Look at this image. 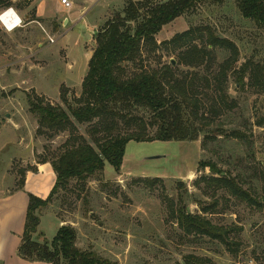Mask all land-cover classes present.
<instances>
[{
    "label": "rangeland",
    "instance_id": "374dc122",
    "mask_svg": "<svg viewBox=\"0 0 264 264\" xmlns=\"http://www.w3.org/2000/svg\"><path fill=\"white\" fill-rule=\"evenodd\" d=\"M73 1L77 6L64 10L61 0H0V15L12 9L23 21L11 32L0 23V200L18 192L23 172L60 154L68 139V134L53 141L37 135L38 119L30 112L28 97H39L46 105L64 109L65 98L74 104L95 48L97 33L89 29L103 26L112 10L122 12L124 0ZM206 29L239 48L238 68L249 60L264 64V29L244 20L235 1L228 0L222 6L199 7L164 27L156 37L160 48L144 46L136 68L150 72L172 66L178 81L187 78L210 97L205 78L212 83L229 53L209 49V59L197 68L185 55L188 49L167 44L191 30L192 44L204 49L206 43L198 37L200 33L208 36ZM228 86L238 108L224 113L221 136L206 141L205 147L204 135L198 142H130L119 175L106 164L104 173L85 187L72 182L66 190H59L39 211L41 223L34 241L50 244L61 226L71 225L77 231L78 249L94 252L111 264H264L263 210L218 192L216 214L206 218L232 230L231 239L239 245L234 255L219 242L186 234L172 215L180 197L187 211L195 215L216 199L212 192H203L204 185L201 190L194 187L202 175H210L208 170L198 172L201 161L215 162L234 174L247 165L264 163V129L255 126L264 117V92L240 88L232 73ZM204 101L207 104V97ZM217 126L210 129L215 131ZM77 128L78 134L90 141L87 126ZM236 130L253 143L255 159L249 160L247 143L231 137ZM258 187L261 191L264 182Z\"/></svg>",
    "mask_w": 264,
    "mask_h": 264
},
{
    "label": "trees",
    "instance_id": "16d2710c",
    "mask_svg": "<svg viewBox=\"0 0 264 264\" xmlns=\"http://www.w3.org/2000/svg\"><path fill=\"white\" fill-rule=\"evenodd\" d=\"M164 1L126 0L122 12L115 13L98 31L81 95L74 104L65 98L67 107L64 109L46 105L39 97H28L30 112L38 119L37 135L53 141L61 134H68V139L60 154L44 158L39 163L51 165L56 183L45 200L29 195L25 229L18 249L20 259L47 264H111L94 252L78 249L77 231L71 225L61 226L50 244L34 241L41 223L39 211L51 203L59 190H66L72 182L85 187L104 173L106 164L119 175L130 142H198L204 135L202 144L205 147L206 141H214L217 135L221 136L224 133L221 129L224 113L238 108V102L229 94L230 73L236 75L240 88L248 86L256 89L257 93L264 92V64L249 60L238 68L239 48L209 29H206L208 36L200 33L198 37L206 43L204 49L192 44L194 34L191 30L176 35L167 44L179 50L188 49L185 55L195 62L190 64L197 68L209 59V49L219 48L229 53V58L213 76L212 83L205 78L207 90L211 89L210 97L206 90H199L188 83L187 78L178 81L172 66L150 72L138 70L136 64L142 61V48L150 46L158 50L161 45L156 37L164 27L199 7L222 6L228 0ZM234 1L244 20L264 29V0ZM55 30L57 32V25ZM186 57L183 56L184 59ZM206 97L207 104L204 101ZM213 124L218 125L215 131L210 129ZM77 125L87 126L90 141L78 134ZM255 126L264 129V117L258 119ZM231 137L247 143L251 150L248 158L250 161L255 159L252 156L253 143L242 131H233ZM198 168V172L208 170L210 175H202L194 187L201 190L204 185L203 192H212L216 199L195 215L187 211L180 197L179 206L172 215L186 234L219 242L234 255L239 245L231 239L232 230L214 225L206 215L216 214L220 200L218 192H225L230 198L264 211V187L261 191L258 187L260 181L264 182V163L247 165L236 174L230 169L222 170L212 161H201ZM35 171L23 172L18 191L24 189L26 174ZM179 185L187 189L183 183ZM195 203L202 206L199 201Z\"/></svg>",
    "mask_w": 264,
    "mask_h": 264
},
{
    "label": "crops",
    "instance_id": "0c3cea01",
    "mask_svg": "<svg viewBox=\"0 0 264 264\" xmlns=\"http://www.w3.org/2000/svg\"><path fill=\"white\" fill-rule=\"evenodd\" d=\"M125 2L126 0L123 1L121 11L124 9ZM73 4L77 6V3L74 1ZM62 8L66 10L63 6ZM117 12L116 10H112L108 19L110 20ZM82 13L84 14L85 12L83 11ZM108 21L106 20L103 26ZM103 26L98 29H89V31L96 34ZM35 167V172H28L26 174L23 190L15 192L4 200H0V263L2 264H47L27 262L18 257V249L26 224L29 195L45 200L51 194L56 183V176L49 163L37 164ZM192 176H189L187 179H191Z\"/></svg>",
    "mask_w": 264,
    "mask_h": 264
},
{
    "label": "built area",
    "instance_id": "2783aa9c",
    "mask_svg": "<svg viewBox=\"0 0 264 264\" xmlns=\"http://www.w3.org/2000/svg\"><path fill=\"white\" fill-rule=\"evenodd\" d=\"M61 5H62L66 10H71V9L73 8V6H74L72 0H61ZM13 11H14V10H13ZM6 12H7V11L3 12V13L0 15V23L2 24V26H3L6 30H8L7 27H6V24H7V23H12L13 20H14V18H13L12 15H5ZM17 16H18V14H17ZM18 19H19V23L15 22V23L12 24V25H13V29H12V31L15 30V29H17V28H20V27L22 26V23H23L22 19H21L19 16H18ZM16 24H17V25H16Z\"/></svg>",
    "mask_w": 264,
    "mask_h": 264
},
{
    "label": "bare ground",
    "instance_id": "6f19581e",
    "mask_svg": "<svg viewBox=\"0 0 264 264\" xmlns=\"http://www.w3.org/2000/svg\"><path fill=\"white\" fill-rule=\"evenodd\" d=\"M13 16V18H14V20H13V22L12 23H7L6 24V27H7V29H8V31H12V29H13V23H15V22H17V20H19L18 19V16H17V14L14 12V15H12ZM17 25V24H16Z\"/></svg>",
    "mask_w": 264,
    "mask_h": 264
},
{
    "label": "clouds",
    "instance_id": "9594fccd",
    "mask_svg": "<svg viewBox=\"0 0 264 264\" xmlns=\"http://www.w3.org/2000/svg\"><path fill=\"white\" fill-rule=\"evenodd\" d=\"M5 15H14V11L12 9H8ZM17 23H19V20H17Z\"/></svg>",
    "mask_w": 264,
    "mask_h": 264
},
{
    "label": "water",
    "instance_id": "95a60500",
    "mask_svg": "<svg viewBox=\"0 0 264 264\" xmlns=\"http://www.w3.org/2000/svg\"><path fill=\"white\" fill-rule=\"evenodd\" d=\"M168 1H169V0H165L164 3L168 2ZM123 17H124V15H123ZM188 212H189V210H188ZM189 213H190V212H189Z\"/></svg>",
    "mask_w": 264,
    "mask_h": 264
}]
</instances>
